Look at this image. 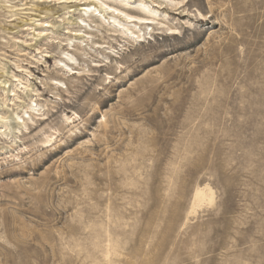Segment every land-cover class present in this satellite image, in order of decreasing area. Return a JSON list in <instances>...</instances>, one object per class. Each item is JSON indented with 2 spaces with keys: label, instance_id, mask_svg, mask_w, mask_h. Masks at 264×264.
I'll use <instances>...</instances> for the list:
<instances>
[{
  "label": "rangeland",
  "instance_id": "rangeland-1",
  "mask_svg": "<svg viewBox=\"0 0 264 264\" xmlns=\"http://www.w3.org/2000/svg\"><path fill=\"white\" fill-rule=\"evenodd\" d=\"M179 1L177 35L85 24L66 45L75 7L0 0V77L44 105L12 149L0 135V264H264V0ZM41 18L58 26L35 43Z\"/></svg>",
  "mask_w": 264,
  "mask_h": 264
},
{
  "label": "bare ground",
  "instance_id": "bare-ground-1",
  "mask_svg": "<svg viewBox=\"0 0 264 264\" xmlns=\"http://www.w3.org/2000/svg\"><path fill=\"white\" fill-rule=\"evenodd\" d=\"M57 1L65 8L75 7L73 10H69L68 13L76 11L80 13V16L78 17V19L81 21L78 23L79 28L70 31L72 34L66 39L68 41V43H64L66 45H72L71 42L75 40H79L81 42L86 41V38L90 39L94 36L93 33L86 30L87 27L85 24H87V26H92V24L104 26L107 23L111 27L108 28V31L111 32L110 35L121 36L125 40L129 39V42H140L147 40L149 36H147V32H144V29L148 28H151V32H148L150 35H153L152 31L154 30H159L156 32L159 34L162 33L163 28H166V36H174L178 34V28L176 26L168 25V20L162 16L161 10L169 6L171 8H175V10H179L180 8L186 6V4H183V1L179 0ZM7 2H9V0H7ZM199 15L204 17V14L200 11ZM40 20L41 23L38 24H34V22L37 20L33 21V26L31 27V29H34L35 31L37 30V34H34L35 37L33 38V40H36L35 43H37L38 38L50 34V31L54 33V28L58 26L56 22L45 20V18H41ZM26 25L27 24L24 23L21 26L23 27ZM26 29L28 30L30 28L28 27ZM93 43L96 45V48L103 47V45L97 41H93ZM73 47L76 48V45L73 44ZM112 47L113 46L110 48ZM37 49L40 50V48ZM76 49L80 50L83 48L79 46ZM63 54H66L64 58H66L68 62L64 58H60V64H62L66 69L70 70L71 75L78 73V71L80 72V69H77L72 65L74 63L73 60L75 59L74 56L69 54V52L67 53L66 51H63ZM18 67L20 68V66ZM3 70L6 72L5 69ZM7 73L15 80L8 79V77L7 79L5 78L2 80L1 78L4 76L1 75L0 77V85L2 86L1 89L5 93V95H0V101L2 102V106H0V135L7 139L6 142L9 143L7 147L12 149L16 144L15 139L11 140L12 137L18 138L19 136L16 134L21 133L23 129L28 128L27 118L32 122L35 121L33 117L34 113L39 115L38 112L42 110L44 105L39 103L37 101L38 99L33 98L35 95H40L38 89H35L34 87L31 90L35 92L33 95L29 96V100L23 99V96L20 94L21 91L25 93L30 89V79L26 78V82H24L19 75L14 74L13 72ZM14 81H20V83L17 84L14 83ZM54 81L57 84L65 83L62 79H55ZM4 106H6L7 109H5ZM65 120L68 123L74 122V118L67 115H65ZM52 142L53 134H45L44 138L42 139V143L46 146H49ZM25 149H27V147H25ZM18 150L22 152L24 149L18 148ZM215 195V191L209 183L199 185L194 192V202L191 213H195L197 211V207L203 206L204 204L212 205L215 201Z\"/></svg>",
  "mask_w": 264,
  "mask_h": 264
}]
</instances>
